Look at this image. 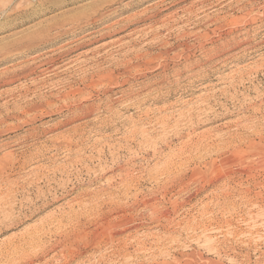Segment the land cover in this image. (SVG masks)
Masks as SVG:
<instances>
[{"label": "rangeland", "instance_id": "obj_1", "mask_svg": "<svg viewBox=\"0 0 264 264\" xmlns=\"http://www.w3.org/2000/svg\"><path fill=\"white\" fill-rule=\"evenodd\" d=\"M263 13L264 0H0V74L16 72L0 75V264H264ZM38 94L56 113L33 122L17 109Z\"/></svg>", "mask_w": 264, "mask_h": 264}, {"label": "bare ground", "instance_id": "obj_2", "mask_svg": "<svg viewBox=\"0 0 264 264\" xmlns=\"http://www.w3.org/2000/svg\"><path fill=\"white\" fill-rule=\"evenodd\" d=\"M60 1H61V0H60ZM113 1H114V0H113ZM113 1L111 0V2H113ZM115 1H116V0H115ZM108 2H109V1H108ZM234 2H235V1H234ZM56 4H57V3H56ZM128 4H129V3H128ZM96 5H97V4H96ZM193 5H194V4H193ZM128 6H129V5H128ZM126 7H127V6H126ZM150 7H152V6H150ZM93 8H95V7H93ZM91 9H92V8H91ZM98 9H99V8H98ZM119 9H120V8H119ZM149 9H150V8H149ZM170 9H171V8H170ZM240 9H241V8H240ZM245 9H246V8H245ZM116 10H117V9H116ZM121 10H122V9H121ZM125 10H126V9H125ZM250 10H251V9H250ZM85 11L87 12V10H85ZM95 11H96V10H95ZM95 11H93V14H95V13H94ZM146 11H147V10H145V12H146ZM251 11H252V10H251ZM101 12H102V11H101ZM110 12H111V11H110ZM110 12H109V13H110ZM159 12H160V11H159ZM81 13H82V12H81ZM87 13H88V12H87ZM112 13H113V12H112ZM178 13H179V12H178ZM239 13H240V12H239ZM249 13H250V12H249ZM260 13H261V12H260ZM74 14H75V13H74ZM89 14H90V13H89ZM106 14H107V13H106ZM253 14H254V13H253ZM263 14H264V13H263ZM248 15H249V14H248ZM69 16H70V15H69ZM104 16H105V15H104ZM249 16H250V15H249ZM61 17H62V16H61ZM63 17H64V16H63ZM93 17H94V16H93ZM171 17H172V16H171ZM67 18H68V17H67ZM67 18H66V19H67ZM56 19H57V18H56ZM166 19H167V18H166ZM250 19H251V18H250ZM64 20H65V19H64ZM68 20H69V19H68ZM147 20H148V19H147ZM168 20H169V19H168ZM216 20H217V19H216ZM216 20H215V21H216ZM66 21H67V20H66ZM81 21H82V20H81ZM92 21H93V20H92ZM219 21H220V20H219ZM219 21L217 20V22H219ZM222 21H223V20H222ZM54 22H55V20H54L52 23H54ZM59 22H60V21H59ZM64 22H65V21H64ZM177 22H178V21H177ZM231 22H232V21H231ZM49 23H50V22H49ZM55 23H56V22H55ZM214 23H215V22H214ZM224 23H225V20H224ZM61 24H62V23H61ZM61 24H60V25H61ZM66 24H67V23H66ZM66 24H65V25H66ZM72 24H75V22L72 23ZM93 24H94V23H93ZM228 24H231V23L229 22ZM233 24H234V23H233ZM231 25H232V24H231ZM234 25H235V24H234ZM237 25H239V24H237ZM55 26H56V25H55ZM57 26H59V25L57 24ZM57 26H56V27H57ZM61 26H62V25H61ZM67 26H68V25H67ZM73 26H74V25H73ZM77 26H78V25H77ZM229 26H230V25H229ZM232 26H233V25H232ZM247 26H248V25H247ZM59 27H60V26H59ZM63 27H64V26H63ZM67 28H68V27H67ZM71 28H72V27H71ZM231 28H232V27H231ZM39 29H40V28H39ZM44 29H45V28H44ZM56 29H57V28H56ZM59 29H60V28H59ZM63 29H64V28H63ZM75 29H76V28H75ZM217 29H218V28H217ZM219 29H220V28H219ZM221 29H223V28H221ZM221 29H220V30H221ZM224 29H225V28H224ZM227 29H228V28H227ZM234 29H235V28H234ZM41 30H42V29H41ZM41 30H40V31H41ZM57 30H58V29H57ZM67 30H68V29H67ZM72 30H73V29H72ZM198 30H199V29H198ZM215 30H216V29H215ZM220 30H219V31H220ZM248 30H249V29H248ZM34 31H35V30H34ZM42 31H43V30H42ZM49 31H51V29H49ZM59 31H60V30H59ZM64 31H65V30H64ZM227 31H228V30H227ZM44 32H45V31H44ZM65 32H66V31H65ZM248 32H249V31H248ZM29 33H30V32H29ZM40 33H41V32H40ZM40 33H39V34H40ZM45 33H47V32H45ZM60 33H62V32H60ZM91 33H92V32H91ZM93 33H94V32H93ZM216 33H217V32H216ZM228 33H229V32H228ZM232 33H233V32H232ZM237 33H238V32H237ZM243 33H244V32H243ZM245 33H247V32L245 31ZM43 34H44V33H43ZM55 34H56V33H55ZM58 34H59V33H58ZM62 34H64V32H63ZM89 34H90V33H89ZM230 34H231V33H230ZM225 35H227V34H225ZM239 35H242V34H239ZM245 35H246V34H245ZM252 35H253V34H252ZM35 36H36V35H35ZM41 36H42V35H41ZM44 36H45V35H44ZM46 36H48V35H46ZM51 36H52V35H51ZM51 36L49 35V37H51ZM53 36H54V34H53ZM66 36H67V35H66ZM186 36H187V35H186ZM191 36H192V33H191ZM194 36H195V35H194ZM204 36H206V35H204ZM216 36H219V35H216ZM32 37H33V36H32ZM37 37H38V35H37ZM57 37H59V36H57ZM223 37H224V36H222V38H223ZM230 37H231V36H230ZM230 37H229V38H230ZM43 38H44V37H42V39H43ZM51 38H53V37H51ZM209 38H210V37H209ZM232 38H233V36H232ZM251 38H252V37H251ZM16 39H17V38H16ZM19 39H20V38H19ZM31 39H32V38H29V39L26 40L28 44H27L26 46H24V48H22L23 50L27 51V50H29V48H31V47H33L31 50H34V49H37V48H38V47H36L35 45H36V44H39L38 41H40V39H39V40H36V38H33L32 40H31ZM42 39H41V40H42ZM195 39H196V38H195ZM197 39H198V38H197ZM207 39H208V37H207ZM212 39H213V38H212ZM218 39H219V38H218ZM247 39H248V38H247ZM255 39H256V38H255ZM43 40H44V39H43ZM47 40H48V38H47ZM47 40H46V42H47ZM58 40H59V38L56 39V37H55V38L53 39L52 42L50 41V43H48V45L51 46V45H53L52 43L57 42ZM146 40H147V39H146ZM225 40L227 41V39H225ZM230 40H231V39H230ZM232 40H233V39H232ZM234 40H236V39H234ZM8 41H9V40H8ZM48 41H49V40H48ZM216 41H217V40H216ZM223 41H224V40H223ZM226 41H225V42H226ZM228 41H229V40H228ZM228 41H227V42H228ZM249 41H250V39H249ZM251 41H252V39H251ZM43 42H44V41H43ZM43 42H40V43H43ZM72 42H74V41H72ZM222 43H223V42H222ZM232 43H233V42H232ZM245 43H246V42H245ZM248 43H249V42H248ZM7 44H9V43H7ZM19 44H20V43H19ZM64 44H65V43H64ZM69 44H70V43H69ZM74 44H75V42H74ZM74 44H73V45H74ZM182 44H183V43H182ZM219 44H221V42H219ZM219 44H218V45H219ZM230 44H231V43L229 42V45H230ZM233 44H234V43H233ZM241 44H242V43H240L239 46H241ZM12 45H13V44H12ZM71 45H72V44H71ZM71 45H70V46H71ZM218 45H217V46H218ZM21 46H22V44H21ZM191 46H192V45H191ZM196 46H197V45H196ZM223 46H224V43H223ZM225 46H226V44H225ZM234 46H236V45H234ZM237 46H238V45H237ZM218 47H219V46H218ZM220 47H221V46H220ZM63 48H64V47H63ZM193 48H194V47H193ZM214 48H215V47H214ZM229 48H230V47H229ZM231 48H232V47H231ZM235 48H236V47H235ZM241 48H242V47H241ZM243 48H244V47H243ZM248 48H249V47H248ZM251 48H252V46H251ZM20 49H21V48H20ZM56 49H57V48H56ZM184 49H185V48H184ZM232 49H233V48H232ZM66 50H68V49H66ZM211 50H213V49H211ZM240 50H241V49H240ZM249 50H250V49H249ZM16 51H17V50H16ZM16 51H15V52H16ZM25 51H22V52H25ZM53 51H54V50H53ZM169 51H171V50H169ZM178 51H179V50H178ZM208 51H210V50H208ZM213 51H214V50H213ZM221 51L223 52V50H221ZM246 51H248V50H246ZM27 52H28V51H27ZM63 52H64V51H63ZM138 52H139V51H138ZM140 52H141V51H140ZM173 52H174V51H173ZM214 52H215V51H214ZM216 52H217V51H216ZM234 52H235V51H234ZM19 53H20V52H19ZM50 53H51V52H50ZM65 53H66V52H65ZM65 53H64V54H65ZM176 53H177V52H176ZM208 53H209V52H208ZM208 53H207V54H208ZM243 53H244V52H243ZM5 54H6V53H5ZM57 54H58V53H57ZM62 54H63V53H62ZM140 54H141V53H140ZM190 54H191V53H190ZM216 54H217V53H216ZM227 54H228V53H227ZM229 54H231V53H229ZM232 54H233V53H232ZM237 54H238V53H237ZM9 55H11V54H9ZM39 55H40V54H39ZM44 55H45V54H44ZM51 55H52V54H51ZM51 55H50V56H51ZM130 55H131V54H130ZM238 55H239V54H238ZM7 56H8V55H7ZM36 56H37V55H36ZM45 56H46V55H45ZM204 56H205V55H204ZM207 56H208V55H207ZM212 56H213V55H212ZM216 56H219V54L216 55ZM239 56H240V55H239ZM38 57H40V56H38ZM38 57H37V58H38ZM47 57H48V56H47ZM62 57H63V56H62ZM181 57H182V56H181ZM227 57H228V56H227ZM229 57H230V56H229ZM236 57L238 58V56H236ZM37 58H36V59H37ZM45 58H46V57H45ZM186 58H187V57H185L184 59L186 60ZM210 58H211V57H210ZM210 58H209V59H210ZM214 58H215V55H214ZM220 58H221V57H220ZM33 59H35V58H33ZM60 59H61V58H60ZM130 59H131V58H130ZM155 59H156V58H155ZM209 59H208V60H209ZM222 59H223V58H222ZM226 59H227V58H226ZM43 60H44V59H43ZM43 60H42V61H43ZM58 60H59V59H58ZM195 60H196V59H195ZM223 60H224V59H223ZM39 61H40V60H39ZM49 61H50V60H49ZM116 61H117V60H116ZM198 61H199V60H198ZM217 61H218V59H217ZM220 61H221V60H220ZM228 61H229V60H228ZM33 62H34V61H33ZM35 62H37V60H36ZM51 62H52V61H51ZM128 62H130V60H129ZM191 62H193V61H191ZM201 62H203V61H201ZM230 62H231V61H230ZM41 63H42V62H41ZM60 63H61V62H60ZM107 63H108V62H107ZM115 63H116V62H115ZM135 63H136V62H135ZM195 63H196V62H195ZM195 63H194V64H195ZM198 63H199V62H198ZM198 63H197V64H198ZM213 63H215V62H213ZM221 63H222V62H221ZM226 63H227V62H226ZM29 64H31V63H29ZM33 64H35V63H33ZM49 64H51V63H49ZM190 64H191V63H190ZM208 64H209V63H208ZM15 65H16V64H15ZM20 65H21V64H20ZM25 65H28V64H25ZM47 65H48V64H47ZM160 65H161V64H160ZM195 65H196V64H195ZM202 65H203V64H202ZM219 65H220V64H219ZM225 65H226V64H225ZM16 66H17V65H16ZM21 66H22V65H21ZM23 66H24V65H23ZM29 66H30V65H29ZM40 66H41V65H40ZM55 66H57V65H55ZM62 66H63V65H62ZM62 66H61V67H62ZM64 66H65V65H64ZM166 66H167V65H166ZM188 66H189V65H188ZM191 66H192V65H191ZM216 66H217V65H216ZM228 66H229V65H228ZM12 67H13V66H12ZM17 67H18V66H17ZM19 67H20V66H19ZM25 67H26V66H25ZM25 67H24V68L22 67L21 70H19V71H20V72L24 71V70H25ZM43 67H44V66H43ZM47 67H48V66H47ZM51 67H52V66H51ZM61 67H60V68H61ZM110 67H111V66H110ZM135 67H136V66H135ZM223 67H224V65H223ZM7 68H8V67H7ZM7 68H6V69H7ZM14 68H15V67H14ZM26 68H27V67H26ZM29 68H30V67H29ZM29 68H28V69H29ZM32 68H33V67H32ZM48 68H49V67H48ZM52 68H53V67H52ZM188 68H189V67H188ZM190 68H191V67H190ZM194 68H195V66H194ZM194 68H193V69H194ZM10 69H11V68H10ZM10 69H9V70L7 69L6 71L2 72L0 75L6 77V75H9V74H11V73H16V72H14L15 70H14V71H11ZM17 69H18V68H17ZM36 69H38V67H37ZM49 69H50V68H49ZM202 69H203V67H202ZM26 70H27V69H26ZM50 70H51V69H50ZM164 70H165V69H164ZM164 70H163V71H164ZM196 70H197V69H196ZM19 71H18V72H19ZM33 71H34V70H33ZM38 71H40V70H38ZM186 71H188V70L186 69ZM198 71L200 72V70H198ZM29 72H30V71H29ZM36 72H37V71H36ZM46 72H47V71H45L44 73H46ZM50 72H51V71H50ZM188 72H189V71H188ZM192 72H193V71H192ZM195 72H197V71H195ZM201 72H202V70H201ZM23 73H24V72H23ZM31 73H32V72H31ZM33 73H34V72H33ZM44 73H43V74H44ZM102 73H103V72H102ZM193 73H194V72H193ZM172 74H173V73H172ZM194 74H195V73H194ZM201 74H202V73H201ZM13 75H14V74H13ZM15 75H16V74H15ZM25 75H26V74H25ZM25 75H24V76H25ZM28 75H29V74H28ZM130 75H131V74H130ZM175 75H176V74H175ZM180 75H181V74H179V76H180ZM198 75H199V74H198ZM203 75H204V73H203ZM203 75H202V76H203ZM24 76H23V77H24ZM27 77H28V76H27ZM27 77H25V78H27ZM104 77H105V76H104ZM104 77H103V78H104ZM189 77H190V76H189ZM194 77H195V76H194ZM11 78H12V77H11ZM93 78H94V77H93ZM103 78H102V80H104ZM195 78H196V77H195ZM199 78H200V77H199ZM13 79H14V78H13ZM98 79L100 80L98 83H101V85H100V84H99V85L102 86V83H103V85H104V82H105V81L102 82L101 79H100V77H99ZM98 79H97V81H98ZM106 79H107V75H106ZM106 79H105V80H106ZM201 79H202V78H201ZM68 80H69V79H68ZM81 80H82V79H81ZM173 80H174V79H173ZM37 81H38V80H37ZM108 81H109V79H108ZM111 81H112V80H111ZM109 82H110V81H109ZM109 82H108V83H109ZM115 82H116V81H115ZM12 83H13V82H12ZM32 83H33V82H32ZM35 83H36V82H35ZM37 83H38V82H37ZM106 83H107V82H106ZM159 83H160V82H159ZM9 84H10V83H9ZM110 84H111V83H110ZM112 84H113V83H112ZM38 85L40 86V84H38ZM88 85H89V84H88ZM99 85H98V86H99ZM23 86H24V85H23ZM29 86H30V85H29ZM33 86H34V85H33ZM35 86H36V84H35ZM35 86H34V87H35ZM39 86H38V87H39ZM67 86H68V85H67ZM98 86H97V87H98ZM104 86H105V85H104ZM108 86H109V84H108ZM38 87H37V88H38ZM20 88H21V87H20ZM26 88H28V87H26ZM29 88H30V87H29ZM32 88H33V87H32ZM70 88H71V87H70ZM88 88H89V87H88ZM93 88H94V86H93ZM95 88H96V86H95ZM158 88H159V87H158ZM172 88H173V87H172ZM89 89H91V88H89ZM160 89H161V88H160ZM28 90H29V89H28ZM33 90H34V89H33ZM33 90H32V91H33ZM72 90H73V89H72ZM83 90H84V89H83ZM85 90H86V89H85ZM85 90H84V91H85ZM149 90H150V89H149ZM154 90H155V89H154ZM84 91L76 90V91L70 92V93H68V94L65 95V98H63V100H65V102L68 101V102H66L67 104H68L69 101H70V104L72 103V105H75V104H77V103L79 102V99L77 98V96H79V95L81 96V94H83ZM89 91H90V90H89ZM93 91H94V89H93ZM158 91H159V89H158ZM1 92H2V91H1ZM13 92H14V91H13ZM24 92H25V91H24ZM27 92H28V91H27ZM154 92H155V91H154ZM25 93H26V92H25ZM33 93H34V91H33ZM35 93H36V92H35ZM86 93L88 94L87 91H86ZM86 93H85V94H86ZM90 93H91V91H90ZM162 93H163V92H162ZM2 94H4V93H2ZM9 94H10V92H9ZM15 94H16V93H15ZM27 94H28V93H26V95H27ZM13 95H14V94H13ZM31 95H32V94H31ZM38 95H39V94H38ZM9 96H10V95H9ZM11 96H12V95H11ZM18 96H19V94H18ZM23 96H24V95H23ZM35 96H37V95L35 94ZM35 96H34V97H35ZM54 96H55V95H54ZM89 96H90V94H89ZM19 97H21V95H20ZM25 97H27V96H25ZM28 97H29V96H28ZM28 97H27V98H28ZM31 97H32V96H31ZM31 97H30V98H31ZM1 98H3V97H1ZM23 98H24V97H23ZM60 98H61V97H60ZM33 99H34V98H33ZM83 99H84V97H83ZM85 99H88V98H85ZM85 99H84V100H85ZM0 100H1V99H0ZM19 100H20V99H19ZM84 100H83V101H84ZM85 101H87V100H85ZM21 102H22V101H21ZM17 103H18V101H17ZM81 103H82V102H81ZM81 103H80V105L77 107V109H75V110L78 111V109H80V108L82 109V107H84V105L86 104V103H85L84 105H83V104L81 105ZM23 104H24V105L21 106V107H18V106H17V107H18L17 110H18L19 115H21V116H25V115H29L30 113H34L35 116H34L33 119H32L33 122L36 121L37 119L39 120V118H41V117H42V118H43V117H46L45 115H47V114H52L53 111H52L51 108L54 106V104H53V106H52V102H50V101L47 102V101L43 100V98H41L40 95H39V97H38L37 99L35 98L34 100H27V101H24ZM67 104L64 103L65 106H66ZM13 105H14V104H13ZM72 105H71V106H72ZM91 105H92V104H91ZM91 105H90V106H91ZM44 106H45V107H44ZM71 106H70V107H71ZM109 106H110V105H109ZM15 107H16V105H15ZM62 107H64V106H62ZM68 107H69V106H68ZM86 107H87V106H86ZM92 107H93V106H92ZM92 107H91V109H92ZM94 107H95V106H94ZM55 108H56V107H55ZM55 108L53 107V109H55ZM65 108H66V107H65ZM75 108H76V107H75ZM11 109H12V108H11ZM13 109L15 110V108H13ZM49 109H50V111H49ZM67 109H68V108H67ZM69 109H70V108H69ZM81 109H80V110H81ZM89 109H90V108H89ZM91 109H90V110H91ZM96 109H97V108H96ZM82 110H83V109H82ZM87 110H88V109H87ZM99 110H100V109H99ZM99 110H98V111H99ZM58 111H59V110H58ZM84 111H85V110H84ZM88 111H89V110H88ZM93 111H94V110H93ZM5 112H6V111H5ZM12 112H13V110H12ZM59 112H60V111H59ZM89 112H91V111H89ZM95 112H96V111H95ZM10 113H11V112H10ZM53 113H56V112H53ZM85 113H86V112H85ZM98 113H100V112H98ZM7 114H8V113H7ZM11 114H12V113H11ZM57 114H58V113H57ZM88 114H89V113H88ZM91 114H93V113H91ZM95 114H96V113H95ZM29 116H30V115H29ZM31 116H32V115H31ZM47 116H48V115H47ZM73 116H74V115H73ZM84 116H85V114H84ZM87 116H88V115H87ZM87 116H86V118H87ZM90 116H91V115H90ZM48 117H49V116H48ZM67 117H68V116H67ZM100 117H101V116H100ZM100 117H98V119H99ZM6 118H7V115H6ZM22 118H23V117H22ZM25 118H26V117H24V119H25ZM27 118H28V117H27ZM71 119H73V118H71ZM71 119H70V120H71ZM74 119H76V118H74ZM14 120H15V119H14ZM26 120H28V119H26ZM95 120H96V119H95ZM23 121H24V120H23ZM23 121H22V122H23ZM29 121H31V119H30ZM32 121H31V122H32ZM68 121H69V120H68ZM74 121H75V120H74ZM98 121H100V119H99ZM27 122H28V121H27ZM37 122H38V121H37ZM70 122H71V121H70ZM2 123H3V122H1V124H2ZM19 123H20V122H19ZM64 123H65V122H64ZM66 123H67V121H66ZM91 123H92V122H91ZM102 123H103V122H102ZM45 124H46V123H45ZM60 124H61V123H60ZM83 124H84V123H83ZM87 124H88V123H87ZM95 124H96V123H95ZM2 125H3V124H2ZM2 125H1V126H2ZM22 125H25V124H22ZM30 125H31V124H30ZM90 125H91V124H90ZM57 126H58V125H57ZM57 126H56V127H57ZM59 126H60V125H59ZM78 126H79V125H78ZM83 126H84V125H83ZM87 126H88V125H87ZM110 127H111V126H110ZM35 128H36V127H35ZM49 128H51V127H49ZM54 128H55V127H54ZM76 128H77V127H76ZM79 128H80V127H79ZM101 128H102V127H101ZM31 129H33V131H34V128H31ZM38 129H39V128H38ZM42 129H43V128H42ZM46 129H47V128H46ZM52 129H53V128H52ZM59 129H60V128H59ZM72 129H73V128H72ZM74 129H75V128H74ZM74 129H73V130H74ZM77 129H78V128H77ZM36 130H37V129H36ZM49 130H50V129H49ZM52 131H53V130H52ZM67 131H70V129L67 130ZM71 131H72V130H71ZM40 132H41V131H40ZM64 132H65V131H64ZM74 132H76V131H74ZM74 132H73V134H75ZM44 133H45V131H44ZM44 133H43V134H44ZM49 133H50V132H49ZM65 133H66V132H65ZM37 134H38V133H37ZM41 134H42V133H41ZM60 134H62V132H61ZM63 134H64V133H63ZM69 134H70V133H69ZM78 134H79V133H78ZM96 134H97V133H96ZM35 135H36V134H34V136H35ZM38 135H39V134H38ZM55 135H56V134H55ZM58 135H59V134H58ZM64 135H65V134H64ZM64 135H62V136L64 137ZM75 135H76V134H75ZM44 136H45V135H44ZM67 136H68V135H67ZM67 136H66V137H67ZM76 136H77V135H76ZM82 136H83V135H82ZM35 137H36V136H35ZM39 137H41V136H39ZM72 137H73V136H72ZM58 138H59V137H58ZM80 138H81V136H80ZM68 139H69V137H68ZM44 140H45V139H44ZM62 140H63V139H62ZM70 140H71V139H70ZM79 140H80V139H79ZM81 140H82V139H81ZM63 141H64V140H63ZM72 141H73V140H72ZM85 141H86V140H85ZM61 142H62V141H61ZM77 142H78V141H77ZM77 142H76V143H77ZM80 142H82V141H80ZM50 143H51V142H50ZM58 143H59V142H58ZM62 143H63V142H62ZM62 143H61V144H62ZM67 144H68V143H67ZM69 144H71V142H69ZM69 144H68V146H69ZM72 144H73V143H72ZM81 144H83V143H81ZM81 144H79V145H81ZM84 144H85V143H84ZM36 146H37V145H36ZM76 146H77V145H76ZM69 147H70V146H69ZM52 149H53V148H52ZM240 149H241V148H240ZM240 149H239L238 152H240ZM33 150H34V149H33ZM15 151H16V150H15ZM241 151H242V150H241ZM11 154H12V153H11ZM11 154L9 153V155H11ZM9 155H7V156L5 155V156L8 158ZM13 155H14V154H13ZM114 155H115V154H114ZM5 156H3V157L6 158ZM36 156H37V155H36ZM12 157H13V156H12ZM15 157H16V156H15ZM20 157H21V156H20ZM91 157H92V156H91ZM0 158H2V157H0ZM7 158H6V159H7ZM10 158H11V156H10ZM11 159H12V158H11ZM47 159H48V158H47ZM249 159H250V158H249ZM0 160H1V159H0ZM1 161H2V160H1ZM5 161H7V160H5ZM30 161H31V160H30ZM16 162H17V161H16ZM1 163H2V162H1ZM5 164H6V163H5ZM5 164H3V165L1 164V165H2L1 167H2V168L0 169V179L3 177V176H1V175H2V171L5 172V171H6V168L9 167V166H7L8 164H7V165H5ZM14 164H15V163H14ZM4 165H5V166H4ZM12 165H13V164H12ZM18 165H19V164H18ZM16 166H17V165H16ZM22 166H23V165H22ZM12 167H13V166H12ZM20 167H21V166H20ZM11 169H12V168H11ZM122 171H123V170H122ZM6 172H7V171H6ZM53 173H54V171H53ZM39 174H40V173H39ZM68 174H69V173H68ZM8 176H9V175H8ZM8 176H7V177H8ZM5 177H6V176H5ZM125 177H126V176H125ZM5 179H6V178H5ZM16 179H17V178H16ZM7 180H8V178H7ZM3 181H4V180H3ZM6 183H7V182H6ZM6 183H4V184H6ZM2 184H3V183H2ZM9 184L11 185V183H9ZM24 184H25V183H24ZM125 185H126V184H125ZM7 187H8V186H7ZM16 187H17V186H16ZM2 188H4V187H2ZM8 188H9V187H8ZM10 188H11V187H10ZM12 188H13V187H12ZM0 189H1V188H0ZM5 189H6V188H5ZM5 189H3V190H5ZM29 189H30V188H29ZM1 190H2V189H1ZM9 190H10V189H9ZM18 190H19V189H18ZM32 190H33V189H32ZM59 190H60V189H59ZM62 190H63V189H62ZM10 191H11V190H10ZM10 191H9V193H11ZM7 192H8V191H7ZM7 192H6V193H7ZM20 192H21V191H20ZM33 192H34V191H33ZM63 192H64V191H63ZM1 193H2V192H1ZM1 196H2V195H1ZM6 196H7V195H6ZM8 196H9V194H8ZM8 196H7V198H8ZM4 197H5V195H4ZM4 197H3V198H4ZM13 198H14V197H13ZM1 199H2V198H1ZM21 199H22V198H21ZM1 201H2V200H1ZM2 202H3V201H2ZM15 202H16V200H15ZM21 202H22V201H21ZM29 202H30V201H29ZM78 204H79V203H78ZM143 204H144V203H143ZM145 205H146V203H145ZM152 206H153V205H152ZM149 207H150V206H149ZM153 207H154V206H153ZM82 208H83V207H82ZM90 209H91V208H90ZM146 209H148V208H146ZM24 210H25V209H24ZM94 214H95V213H94ZM118 215H119V214H118ZM92 216H93V215H92ZM116 216H117V215H116ZM124 216H125V215H124ZM124 216H123V217H124ZM82 217H83V216H82ZM112 217H113V216H112ZM123 217H122V218H123ZM9 218H10V217H9ZM60 218H61V217H60ZM118 218H119V217H118ZM101 219H102V218H101ZM105 219H106V218H105ZM103 220H104V219H103ZM108 220H109V219H108ZM118 220H119V219H118ZM124 220H125V219H124ZM65 221H66V220H65ZM88 221H89V220H88ZM92 221H93V220H92ZM97 221H98V220H97ZM112 221H113V220H112ZM116 221H117V220H116ZM74 222H75V221H74ZM98 222H99V221H98ZM105 222H107V221L105 220ZM127 222H129V221H127ZM110 223H111V221L108 223V226H106L107 229L105 230V233H107V234H106V235H103V237L105 238V236H106L107 240H108L110 243H111V242L114 243V241H115L117 238H119V236H121V235L123 234V231H119V230H120V229H119V227H120L119 225H115V224H114L113 226H110ZM113 223H116V222H113ZM120 223H121V222H120ZM125 223H126V222H125ZM58 224H59V223H58ZM105 224H106V223H105ZM121 224H122V223H121ZM128 224H129V223H128ZM130 224H131V223H130ZM101 225H102V224H100L99 226H101ZM111 225H112V224H111ZM125 225H126V224H125ZM80 226H81V225H80ZM127 226H128V225H127ZM121 227L123 228V226H121ZM121 227H120V228H121ZM100 229H101V228H100ZM126 229H128V228H125V230H126ZM92 231H93V230H92ZM101 231H103V230H101ZM128 231H129V230H128ZM98 234H101V233L98 232ZM95 236L97 237L98 235L95 234ZM85 237H86V236H85ZM96 237H95V239H96ZM74 238H75V237H74ZM98 238H99V237H98ZM98 238H97V239H98ZM100 238H101V237H100ZM106 238H105V239H106ZM83 239H84V238H83ZM86 239H87V238H86ZM89 239H90V238H89ZM97 239H96V240H97ZM102 239H103V238H102ZM80 240H81V239H80ZM33 241H34V240H33ZM90 241H91V240H90ZM20 242H21V241H20ZM97 242H99V241H97ZM102 242H103V241H102ZM106 242H107V241H106ZM100 243H101V242H100ZM100 243H99V244H100ZM35 245H36V244H35ZM55 246H56V245H55ZM46 248H47V247H46ZM75 250H76V249H75ZM41 251H42V250H41ZM47 252H48V251H47ZM21 253H23V252H21ZM24 254H25V253H24ZM12 256H13V255H12ZM28 262H29V261H28ZM72 262H73V261H72ZM43 263H44V262H43ZM46 264H47V263H46Z\"/></svg>", "mask_w": 264, "mask_h": 264}]
</instances>
